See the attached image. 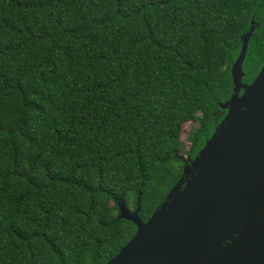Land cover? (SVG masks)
I'll use <instances>...</instances> for the list:
<instances>
[{"label":"trees","instance_id":"obj_1","mask_svg":"<svg viewBox=\"0 0 264 264\" xmlns=\"http://www.w3.org/2000/svg\"><path fill=\"white\" fill-rule=\"evenodd\" d=\"M264 0H0V264H106L203 149ZM193 127L189 145L182 140Z\"/></svg>","mask_w":264,"mask_h":264},{"label":"water","instance_id":"obj_2","mask_svg":"<svg viewBox=\"0 0 264 264\" xmlns=\"http://www.w3.org/2000/svg\"><path fill=\"white\" fill-rule=\"evenodd\" d=\"M251 24L223 120L147 221L140 206L119 204L137 231L106 264H264V64L243 82Z\"/></svg>","mask_w":264,"mask_h":264},{"label":"rangeland","instance_id":"obj_3","mask_svg":"<svg viewBox=\"0 0 264 264\" xmlns=\"http://www.w3.org/2000/svg\"><path fill=\"white\" fill-rule=\"evenodd\" d=\"M193 127V123L192 122H189L185 125L184 127V131L182 133V140L186 143V145H189L188 141H187V138H188V135L191 131Z\"/></svg>","mask_w":264,"mask_h":264}]
</instances>
